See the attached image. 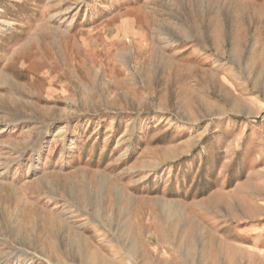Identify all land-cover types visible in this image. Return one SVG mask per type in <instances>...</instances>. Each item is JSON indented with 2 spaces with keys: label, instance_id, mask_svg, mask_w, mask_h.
<instances>
[{
  "label": "rangeland",
  "instance_id": "374dc122",
  "mask_svg": "<svg viewBox=\"0 0 264 264\" xmlns=\"http://www.w3.org/2000/svg\"><path fill=\"white\" fill-rule=\"evenodd\" d=\"M0 264H264V0H0Z\"/></svg>",
  "mask_w": 264,
  "mask_h": 264
},
{
  "label": "bare ground",
  "instance_id": "6f19581e",
  "mask_svg": "<svg viewBox=\"0 0 264 264\" xmlns=\"http://www.w3.org/2000/svg\"><path fill=\"white\" fill-rule=\"evenodd\" d=\"M9 25L8 24H3L2 25V27H4V28H6V27H8ZM229 250H231V249H229Z\"/></svg>",
  "mask_w": 264,
  "mask_h": 264
}]
</instances>
